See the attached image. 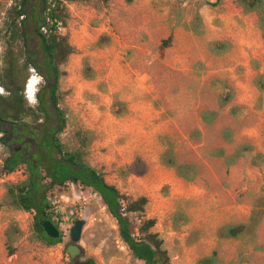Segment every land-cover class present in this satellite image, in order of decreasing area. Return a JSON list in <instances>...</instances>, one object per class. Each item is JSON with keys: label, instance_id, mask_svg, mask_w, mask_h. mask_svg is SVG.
I'll list each match as a JSON object with an SVG mask.
<instances>
[{"label": "rangeland", "instance_id": "374dc122", "mask_svg": "<svg viewBox=\"0 0 264 264\" xmlns=\"http://www.w3.org/2000/svg\"><path fill=\"white\" fill-rule=\"evenodd\" d=\"M13 3L0 0V29ZM65 4L68 21L60 33L74 54L61 67V106L68 118L63 143L71 151L83 149L85 162L121 193L147 198L145 213L130 220L137 228L155 220L153 232L163 240L171 264H197L214 251L219 264H264V166H251V158L264 153V93L255 87L264 76V33L256 13H246L238 0ZM28 33L33 35L30 26ZM215 43L230 45L229 52L215 55ZM31 46L40 75L44 56L36 39ZM3 53L0 42V58ZM87 67L93 79L86 78ZM46 85L42 81L37 87L43 93ZM207 110L219 113L212 126L201 122ZM226 130L231 142L223 138ZM2 136L0 164L19 147L4 146ZM244 145L253 151L231 167L212 155L222 149L229 156ZM167 150L178 164L196 166L194 182L178 178L163 163ZM137 158L148 165L147 174L126 175ZM25 179V168L1 176L0 203L8 185ZM51 202L63 242L48 246L38 239L32 214L4 206L0 264L73 263L66 247L77 220L85 221L80 262L144 264L123 243L117 221L91 189L55 188ZM253 212L261 219L255 230L236 240L224 237L225 227L248 223ZM11 224L21 232L13 256L5 236Z\"/></svg>", "mask_w": 264, "mask_h": 264}, {"label": "trees", "instance_id": "16d2710c", "mask_svg": "<svg viewBox=\"0 0 264 264\" xmlns=\"http://www.w3.org/2000/svg\"><path fill=\"white\" fill-rule=\"evenodd\" d=\"M90 1L92 0H21L14 2L6 13L3 27L0 29V42L4 46V53L0 58V87L6 93L0 95V134L3 135L1 141L4 146L19 147L11 150L9 156L0 164V177L25 168L26 179L7 186L0 210L7 206L32 214L38 239L51 247L62 243L64 239L62 232L58 239L49 238L41 227V223L48 220L59 229L51 202L52 191L70 184L91 189L101 198L110 215L117 221L120 238L135 259L144 264H171L163 240L153 232L155 220H145L138 228L134 227L130 220L131 215L142 216L145 213L147 198L134 200L121 193L115 185L106 181L103 173L85 162L83 149L71 151L61 138L68 125L67 113L61 106L60 81L65 75L61 67L74 54V48L70 45L68 37L60 33L59 28L67 26L65 3ZM100 1L108 3L111 0ZM124 1L127 4L134 2ZM238 4L246 13H256L258 28L264 33V0H238ZM29 26L33 35L28 33ZM44 27L47 28L46 33L42 30ZM33 39L38 41L39 50L44 56L42 63L45 72L39 73L44 83L48 84L42 88L43 93L38 91L36 107L29 106L24 95L30 70L34 69L37 73L39 71L36 62L38 55L33 52L31 46ZM211 51L215 55H222L229 51V46L225 43H215L211 46ZM85 75L87 79L94 78L92 70L88 67ZM259 77L256 86L264 92V76ZM46 96L49 102L46 101ZM230 100L231 95H228L225 101L227 103ZM200 118L203 124L210 126L219 119V113L207 110L201 113ZM195 135L198 136L199 132ZM223 138L226 142H231L232 133L229 130L224 131ZM81 141L84 147L85 140ZM252 151V146L244 145L229 156L222 149L214 151L212 155L224 158L227 166L231 167ZM162 160L185 182L192 183L198 177L196 166L178 164L171 150L163 154ZM251 166H264V153H256L251 158ZM147 172L148 165L141 158H137L125 170L126 175L138 177L146 175ZM260 223L259 215L253 212L248 223L227 226L223 229V235L236 240L247 231L255 230ZM20 234L19 228L14 224L6 230L9 256L15 254L14 244ZM197 264H219L218 253L214 251L200 259Z\"/></svg>", "mask_w": 264, "mask_h": 264}, {"label": "water", "instance_id": "95a60500", "mask_svg": "<svg viewBox=\"0 0 264 264\" xmlns=\"http://www.w3.org/2000/svg\"><path fill=\"white\" fill-rule=\"evenodd\" d=\"M84 226V220H77L74 223V226L70 232L71 244L66 247V252L74 264H95V261L92 259L85 262H80V258L83 255V250L78 245V243L81 240ZM41 227L49 238L58 239L60 237L61 231L53 224V222L45 220L41 223Z\"/></svg>", "mask_w": 264, "mask_h": 264}, {"label": "clouds", "instance_id": "9594fccd", "mask_svg": "<svg viewBox=\"0 0 264 264\" xmlns=\"http://www.w3.org/2000/svg\"><path fill=\"white\" fill-rule=\"evenodd\" d=\"M30 71L32 75L26 84L24 95L28 102V105L31 107H36V105L38 104L36 93L39 91L37 85H39L43 81V77L37 74L34 69H31ZM0 90H2L0 91V94H2L3 89L0 88Z\"/></svg>", "mask_w": 264, "mask_h": 264}, {"label": "built area", "instance_id": "2783aa9c", "mask_svg": "<svg viewBox=\"0 0 264 264\" xmlns=\"http://www.w3.org/2000/svg\"><path fill=\"white\" fill-rule=\"evenodd\" d=\"M21 0H11V2L13 3V2H20ZM48 1H52V0H48ZM21 19H23V17L21 18ZM60 26V25H59ZM62 28H59V30H61ZM43 32H47V28L46 27H44L43 29ZM1 88V87H0ZM3 89V88H2ZM5 94V92H4V90H3V93L2 94H0V95H4Z\"/></svg>", "mask_w": 264, "mask_h": 264}, {"label": "crops", "instance_id": "0c3cea01", "mask_svg": "<svg viewBox=\"0 0 264 264\" xmlns=\"http://www.w3.org/2000/svg\"><path fill=\"white\" fill-rule=\"evenodd\" d=\"M226 44V43H225ZM228 45V44H227ZM248 45H250V43L248 42ZM229 46V50H230V45H228ZM229 52V51H228ZM227 53V52H226ZM225 53V54H226ZM222 55H224V54H222ZM255 87L257 88V86H256V83H255ZM258 89V88H257ZM259 90V89H258ZM259 92H261L260 90H259ZM261 93H264V92H261ZM202 122V121H201ZM217 122V121H216ZM215 122V123H216ZM203 123V122H202ZM205 125V124H204ZM205 126H208V125H205ZM210 126H212V125H210ZM230 132H231V130H229ZM232 133V132H231ZM232 137H233V135H232ZM225 140V139H224ZM231 141H232V139H231Z\"/></svg>", "mask_w": 264, "mask_h": 264}, {"label": "snow or ice", "instance_id": "6c2138e0", "mask_svg": "<svg viewBox=\"0 0 264 264\" xmlns=\"http://www.w3.org/2000/svg\"><path fill=\"white\" fill-rule=\"evenodd\" d=\"M0 91H2V90H0Z\"/></svg>", "mask_w": 264, "mask_h": 264}, {"label": "bare ground", "instance_id": "6f19581e", "mask_svg": "<svg viewBox=\"0 0 264 264\" xmlns=\"http://www.w3.org/2000/svg\"><path fill=\"white\" fill-rule=\"evenodd\" d=\"M38 86V85H37Z\"/></svg>", "mask_w": 264, "mask_h": 264}]
</instances>
